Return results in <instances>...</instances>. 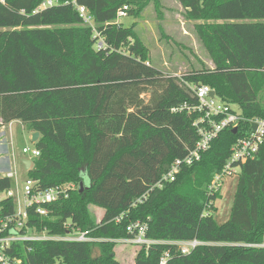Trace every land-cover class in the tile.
I'll return each mask as SVG.
<instances>
[{
    "label": "trees",
    "instance_id": "obj_1",
    "mask_svg": "<svg viewBox=\"0 0 264 264\" xmlns=\"http://www.w3.org/2000/svg\"><path fill=\"white\" fill-rule=\"evenodd\" d=\"M46 1L0 0V130L20 121L40 133L34 144L40 156L27 175L41 189L68 182L79 187L45 206L46 217L29 210L28 225L60 237L84 232L96 241L17 242L10 253L24 264H122L117 241L133 238L127 228L141 222L153 241L206 245L189 255L168 244L141 246L134 264H159L168 251V264H264V144L241 166L231 215L222 225L214 218L221 194L209 189L246 134V122L236 134L225 129L199 162L158 186L199 140L196 115L172 112L197 103L186 84L210 86L245 118H264V0H178L190 19L204 22L198 36L214 64L181 77L155 70L108 76L126 52L150 67L135 26L114 22L122 7H130L129 17L151 0H54L60 5L34 14ZM76 6L89 10L94 28L84 25ZM82 172H89L91 184L81 193ZM11 180L0 177V194L11 191ZM90 206L103 210L99 224ZM15 211L12 197L0 201V218Z\"/></svg>",
    "mask_w": 264,
    "mask_h": 264
},
{
    "label": "built area",
    "instance_id": "obj_2",
    "mask_svg": "<svg viewBox=\"0 0 264 264\" xmlns=\"http://www.w3.org/2000/svg\"><path fill=\"white\" fill-rule=\"evenodd\" d=\"M74 4L76 5L75 2ZM59 5L60 3L57 1L47 0L34 14ZM76 9L83 19L84 24L94 28V18L89 10L83 6H76ZM129 10V6L122 7L117 13V20L114 24L120 25L121 21L128 17ZM97 47L99 50L104 48V41L101 38ZM147 66H150V64L147 63ZM186 85L193 92L197 103L195 105L185 104L172 109V112L182 113L186 111L190 115H196L193 126L197 131L199 140L184 159H179L174 162L169 171L162 176L158 186L162 187L164 183L174 182L184 166H192L199 162L203 155L211 148L214 140L225 129L230 128L234 130L237 128L239 131V124L246 122L248 124L246 134L233 145L230 159L224 165L222 171L216 175L213 183L209 187L211 192H220L224 187V180L231 177L239 178L241 166L255 159L260 152L264 144V118H245L239 108L237 110L234 109L235 105L222 100L217 95L213 97L212 93L215 91L210 86ZM23 152L24 154H31L32 159L40 156V152L35 148L24 149ZM23 192L24 209L19 211L16 209L15 214L11 217L0 218V264H24L22 259L10 253L13 250V244L17 242L96 241L89 238L88 234L84 232H68L67 236L60 237L49 234L47 230L39 232L28 225L29 210H35L36 214L41 217L48 216L49 211L45 206L69 198L70 188L58 186L44 190L40 188L38 182L28 178L25 182ZM7 196L13 198L14 195L9 191ZM142 201L143 199H140L138 202ZM121 220L122 217H118L116 223H120ZM147 230V225L141 222L130 224L127 231L134 237L118 240L117 242L118 244L127 243L137 247L168 244L176 246L182 255H189L198 247L206 245L198 240L177 242L153 241L147 238ZM170 258L171 252L168 251L160 258L159 264H168Z\"/></svg>",
    "mask_w": 264,
    "mask_h": 264
},
{
    "label": "rangeland",
    "instance_id": "obj_3",
    "mask_svg": "<svg viewBox=\"0 0 264 264\" xmlns=\"http://www.w3.org/2000/svg\"><path fill=\"white\" fill-rule=\"evenodd\" d=\"M133 11L136 12L138 9L133 8ZM121 23L124 27L135 26V33L148 50L150 67L146 68L145 63L138 62L126 52L118 71L109 74V77L141 75L153 70L165 76H182L191 72L214 68L213 61L198 36L197 26L204 22L190 19L187 10L178 0H151L139 14L130 15L124 18ZM141 67L145 68L146 71ZM234 109L237 110L238 107L234 106ZM136 123L137 120H135L133 127ZM10 129L12 137H9L8 149L11 160L9 168L12 173L11 193L14 195L13 200L16 209L19 211L24 209L23 189L28 179L23 160L33 161L31 154H24L23 150L33 149L35 146L24 123L17 121L12 124ZM105 130L108 133L114 132L110 127ZM121 132L124 135L130 134L129 130ZM91 170L92 175H95L92 168ZM82 177L85 186H89L91 184L89 172H82ZM238 181V177L224 180V187L220 191L221 199L215 203L218 211L214 213V218L220 225L226 223L230 218ZM62 186L70 188V192L79 188L74 182L64 183ZM6 197L7 194H0V201ZM89 211L95 224H99L103 217V210L90 206ZM140 247L120 243L115 247L116 257L122 264H132ZM95 255L98 256V251Z\"/></svg>",
    "mask_w": 264,
    "mask_h": 264
},
{
    "label": "crops",
    "instance_id": "obj_4",
    "mask_svg": "<svg viewBox=\"0 0 264 264\" xmlns=\"http://www.w3.org/2000/svg\"><path fill=\"white\" fill-rule=\"evenodd\" d=\"M17 121H14L6 126H4L0 130V177H9L12 179V173L10 172L9 165L11 164L10 160V153L8 149L9 145V137L11 138V126L13 123H16ZM9 129V130H8ZM30 137H32L33 133L29 134ZM132 264H134V259Z\"/></svg>",
    "mask_w": 264,
    "mask_h": 264
},
{
    "label": "water",
    "instance_id": "obj_5",
    "mask_svg": "<svg viewBox=\"0 0 264 264\" xmlns=\"http://www.w3.org/2000/svg\"><path fill=\"white\" fill-rule=\"evenodd\" d=\"M215 95H216V93L213 92V93H212V96L214 97ZM237 132H238V129L235 128V129L233 130V133L236 134ZM39 138H40V133H38V132L34 133V134L32 135V142H33L34 144L37 143L38 140H39ZM23 164H24V166H25V170H26L27 172L32 168V162L29 161V160H23ZM80 187H81L80 192L82 193L83 190H84V188H85V184H84V182H81Z\"/></svg>",
    "mask_w": 264,
    "mask_h": 264
}]
</instances>
